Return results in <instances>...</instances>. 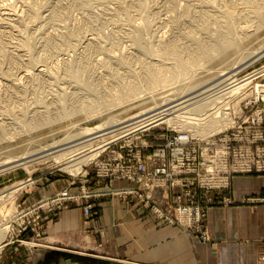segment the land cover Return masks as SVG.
Masks as SVG:
<instances>
[{
    "label": "rangeland",
    "instance_id": "rangeland-1",
    "mask_svg": "<svg viewBox=\"0 0 264 264\" xmlns=\"http://www.w3.org/2000/svg\"><path fill=\"white\" fill-rule=\"evenodd\" d=\"M0 4V12H12L0 14V44L7 53L0 52V232L4 228L6 233L0 240L4 245L0 264H130L123 260L82 262L61 256L45 237L48 224L71 203L82 205L89 220L97 214L95 201L106 195L135 198L159 223L178 226L198 240L210 242L208 209L232 203L228 194L233 176L264 174V50L259 51L264 48V0H0ZM138 29H142L140 41L134 40ZM219 43L230 45L231 54L235 52L234 57L226 59L228 65L200 49L205 45L218 53ZM146 73L160 77L156 89L146 87ZM208 77L215 86L204 82L211 85L203 91L212 106L200 116L206 120L211 111L228 108L230 112V123L213 132L215 144L211 147L225 148L230 144L240 152V163L250 168L231 166V150L227 186H201L197 173L189 172L181 175L182 185L150 188L154 179L151 172L155 164H161L157 157L160 148L167 146L171 154L169 146L178 134L195 135L196 127L206 122L197 120L200 116H194L193 104L186 105L190 100L184 99L194 95L187 91V83ZM235 86L241 89L232 98L219 96ZM133 87L139 89L138 98H116ZM151 95H156L155 101L143 106ZM181 101L184 103L177 104ZM154 102H158L157 106ZM171 104L185 106L177 110ZM59 111L71 114L35 126V119L46 114L52 117ZM111 115L124 121L118 126L126 123L124 128L133 129L123 131L117 138L111 135L121 129L95 137L115 128L103 129L106 125L102 124L100 131L82 134L83 128H94ZM183 122L187 124L183 126ZM75 131V138L79 134L81 138L72 143L84 140L78 150L111 141L73 173L64 168L65 159L58 153L67 149L59 151L57 148L65 144L57 140L70 139ZM201 159L203 153L199 151L195 163L199 165ZM25 160L27 163L18 164ZM116 181L127 185H115ZM51 183L63 187L40 195L41 188ZM245 201L264 202V195H249ZM178 202L199 207V219L186 225L170 221L156 210L161 206L168 211ZM170 213L176 218L175 211ZM29 241L39 245L31 246ZM100 247L98 244L91 248Z\"/></svg>",
    "mask_w": 264,
    "mask_h": 264
},
{
    "label": "crops",
    "instance_id": "crops-1",
    "mask_svg": "<svg viewBox=\"0 0 264 264\" xmlns=\"http://www.w3.org/2000/svg\"><path fill=\"white\" fill-rule=\"evenodd\" d=\"M114 184L127 185L123 181ZM62 187L51 183L41 188L40 195ZM260 194L264 195V174L233 176L228 194L232 203L208 209L210 242L178 226L159 223L135 198L110 195L95 201L97 214L89 220L82 205L71 203L48 224L45 237L59 255L82 262L264 264V202L245 201L249 195ZM98 244L102 246L98 250L91 248Z\"/></svg>",
    "mask_w": 264,
    "mask_h": 264
},
{
    "label": "built area",
    "instance_id": "built-area-1",
    "mask_svg": "<svg viewBox=\"0 0 264 264\" xmlns=\"http://www.w3.org/2000/svg\"><path fill=\"white\" fill-rule=\"evenodd\" d=\"M240 89V87L235 86L231 90L219 94V96L232 98ZM226 103H229V101H226ZM227 109L223 112L219 110L216 112L211 111L206 122L209 120H218L221 123L227 122L228 125L230 123V118H228L230 117V112ZM197 120L202 121L205 119L198 118ZM221 123H218L219 126H221ZM213 132L206 134L208 137H202L196 134V136L194 134H178L169 146L171 147V154H169L167 146L160 148L161 150L158 151L159 155L157 157L160 158L161 164H155L154 172H151L154 179L150 183V188L156 187L159 184H162L164 188L178 184L182 185L184 181L179 182L181 175L189 172L197 173L199 185L201 186H227L229 182L228 175L230 173L228 169V158H231V150L233 152L231 166L240 170L249 169L250 165L240 163V159H242L240 152H235L230 144L225 148L211 147V145L215 144V139L212 138L214 135ZM194 138H197L198 141L192 142L191 139ZM199 151H202L203 159H201L198 165L195 161L198 158ZM204 165H206V168ZM201 166H203L202 171L200 170ZM156 210L161 215H165L170 221L177 220L187 225L195 218L199 219L201 209L199 207L193 208L190 202H178L175 207L171 206L168 211H165L161 206H157ZM172 210L175 211L176 218H172L174 217V214L170 213Z\"/></svg>",
    "mask_w": 264,
    "mask_h": 264
},
{
    "label": "bare ground",
    "instance_id": "bare-ground-1",
    "mask_svg": "<svg viewBox=\"0 0 264 264\" xmlns=\"http://www.w3.org/2000/svg\"><path fill=\"white\" fill-rule=\"evenodd\" d=\"M1 5V4H0ZM9 5V4H8ZM7 5V6H8ZM33 5V4H32ZM6 6V5H5ZM6 7H4V9H5ZM10 8V7H9ZM3 9V8H2ZM3 9V10H4ZM7 9V8H6ZM15 10V9H14ZM2 11V10H1ZM4 14V16H6L5 15V13L6 14H11L12 12H10V10L9 11H2V12H0V14ZM15 13V12H14ZM13 13V14H14ZM18 14V13H17ZM19 15V14H18ZM2 16V15H1ZM7 17H9V16H7ZM6 17V18H7ZM3 17H0V19H2ZM14 18V17H13ZM18 18H19V16H18ZM17 20V19H16ZM9 21V20H8ZM10 23V22H9ZM137 26V25H136ZM140 26V25H139ZM140 27H142V26H140ZM139 27V28H140ZM2 29V28H1ZM8 29V28H7ZM140 29H138V32H136V34L134 35V40H136V41H140L141 40V32H142V29H141V32L139 31ZM51 33V32H50ZM23 36V35H22ZM96 38V37H95ZM94 38V39H95ZM1 46H3L2 44H0V47ZM13 46V45H12ZM233 47V46H232ZM7 48V47H6ZM20 48V47H19ZM216 48H217V50H218V53H212L211 51H210V47L209 46H205V45H203V46H201L200 47V49H201V51L202 52H205L206 54H207V56L208 57H210V56H214V57H217V58H219V59H221V61L222 60H224L225 62H227L226 61V59H228V57H230L231 55L234 57V54H235V52L234 53H232L231 54V50H232V48H231V46L230 45H228V44H226V43H219V44H217L216 45ZM234 48V47H233ZM2 49V47L0 48V50ZM10 49V48H9ZM263 51L264 50V48L262 49H260L259 51ZM261 51V52H262ZM0 52H5V54H7L6 53V49H4V51H3V49L0 51ZM260 52V53H261ZM11 53V52H10ZM264 53V52H263ZM4 53H2V55H3ZM20 54V53H19ZM4 56V55H3ZM9 56V55H8ZM15 56H18V55H15ZM21 55H19V57H20ZM23 56V55H22ZM23 58V57H22ZM215 59V58H214ZM213 59V60H214ZM231 59V58H230ZM208 60V59H207ZM212 60V59H211ZM212 60V61H213ZM232 60H234V59H232ZM33 62V61H32ZM35 62V61H34ZM33 62V63H34ZM38 62V61H37ZM40 62V61H39ZM224 62V63H225ZM32 63V64H33ZM188 63V62H187ZM209 63V62H208ZM234 63H236V62H234ZM181 64V63H180ZM186 64V63H185ZM184 64V62H183V65H185ZM189 64H191V62L189 63ZM229 63L227 62V63H225L224 64V66L225 65H228ZM233 64V63H232ZM237 64V63H236ZM182 65V66H183ZM188 65V64H187ZM42 66V65H41ZM47 66V65H46ZM190 66V65H189ZM191 66H194V65H191ZM223 67V66H222ZM48 68V67H47ZM230 68H232V65L230 66ZM234 68H235V66H234ZM31 69H32V67H31ZM34 69H35V67H34ZM40 69V68H39ZM41 69H42V67H41ZM209 69V68H208ZM211 69V68H210ZM215 69H217V68H215ZM220 69V68H219ZM226 69V68H225ZM227 69H229L228 67H227ZM211 70H213V69H211ZM234 70V69H233ZM232 70V71H233ZM27 71V70H26ZM42 71V70H41ZM196 71V70H195ZM210 71V70H209ZM225 70H223V72H224ZM227 72H228V70H226ZM226 71H225V74H226ZM47 72V71H46ZM197 72V71H196ZM22 73V72H21ZM42 73V72H41ZM50 73V72H49ZM191 73H193V72H191ZM221 73H222V71H221ZM221 73H218V76H219V74L221 75ZM229 73V72H228ZM238 73V72H237ZM25 74V73H24ZM36 74V73H35ZM187 74V73H186ZM224 74V75H225ZM146 75H147V86L146 87H148V88H154V87H157L158 85V83H160V77L159 76H156V73H146ZM229 75V74H228ZM189 77L191 76V75H188ZM193 76V75H192ZM215 76V78H217L216 76L217 75H214ZM214 76H212V77H214ZM223 76V75H222ZM17 77V76H16ZM196 77V76H195ZM194 77V78H195ZM212 77H208V78H206V79H203V80H201V78H198V79H196V80H193L192 82H190L191 84H189V83H187L188 84V88H190V89H186L187 91H190V95H191V93H193L194 95L193 96H190V97H188V98H186V99H184V101H188V100H190V102L189 103H185L186 105H189V104H193L192 106H193V112H194V116L195 115H202L203 113H205L206 111H208V109H210V107L212 106L211 104H210V98L206 101V99L205 98H207L206 97V93L204 92V91H206L207 89H204V87L206 86V87H208L209 85H211V84H209V83H211L212 82V84L214 85V83H213V79H212ZM219 77H221V76H219ZM192 78V77H191ZM214 78V79H215ZM209 79H212L211 80V82H209L210 80ZM217 79H220V78H217ZM224 79V78H223ZM209 80V81H208ZM146 81V80H145ZM209 82V83H207V84H204V82L206 83V82ZM220 81V80H219ZM223 81V80H222ZM217 83V82H216ZM202 84H204V85H202ZM209 84V85H208ZM221 84V83H220ZM14 85V84H13ZM197 85L198 86H200L199 88H194V87H197ZM202 85V86H201ZM213 85H212V87H213ZM225 85V84H224ZM215 86V85H214ZM183 87H187V86H183ZM194 88V89H193ZM210 89H211V86L209 87ZM154 89H156V88H154ZM159 89H161V88H159ZM163 89V88H162ZM181 89V88H180ZM193 89V90H192ZM203 89H204V91H203ZM138 90L139 89H137V88H134L133 87V89H129L128 91H126L125 93H121L120 95L121 96H117L116 98L117 99H120V101L122 100V99H124V98H128V100H133V99H135V98H138L139 97V95L137 94L138 93ZM153 90V89H152ZM185 90V89H184ZM185 90V92L187 93V91ZM173 91H174V89H173ZM176 91V90H175ZM210 91V90H209ZM211 91H212V89H211ZM184 92V93H185ZM201 92H203V94L205 95V96H202L201 94ZM185 93V94H186ZM208 93V92H207ZM209 93H211V92H209ZM148 94V93H147ZM150 94V93H149ZM184 95V94H183ZM189 95V94H188ZM199 95H201V97H199ZM209 95H211V94H208V96ZM155 96L156 95H151V97L150 98H146V101H143V106H145L146 104H148V102L149 103H151L152 101H155ZM180 96V95H179ZM185 97H186V95H185ZM198 97V98H197ZM210 97V96H209ZM214 97L215 96H212L211 98L212 99H214ZM216 97H217V95H216ZM195 99V100H192L191 101V99ZM218 98V97H217ZM211 99V100H212ZM216 99V98H215ZM178 100V99H177ZM170 101H172V100H170ZM214 101V100H213ZM183 101H181V102H178L177 104H181ZM221 102V101H220ZM155 104L156 103H158V102H154ZM167 103V102H166ZM170 103V102H169ZM184 103V102H183ZM213 103V102H212ZM138 104H139V102H138ZM164 104V103H163ZM160 105V104H159ZM165 105V104H164ZM211 105V106H210ZM155 106H157V104L155 105ZM154 106V107H155ZM172 106H175V105H172L171 104V108H172ZM177 106V105H176ZM175 106V107H176ZM185 106V105H184ZM184 106H183V104H182V106H180V107H176V109L177 110H179V109H182V108H184ZM222 106V105H221ZM49 107V106H48ZM160 106H158V108H159ZM187 107V106H186ZM191 107V106H190ZM189 107V108H190ZM152 108V107H151ZM156 109H157V107H156ZM164 109V108H163ZM162 109V110H163ZM169 109V108H168ZM167 109V110H168ZM173 110L172 109V111L173 112H175V111H177V110ZM187 110H188V108H186ZM191 109H192V107L189 109L190 111H191ZM84 110V109H83ZM103 110H105V109H103ZM102 110V111H103ZM154 110V109H153ZM188 110V111H189ZM212 110V109H211ZM211 110H209V111H211ZM35 111V110H34ZM38 111V110H37ZM41 111H42V108H41ZM40 111V112H41ZM46 111V110H45ZM48 111V110H47ZM82 111V110H81ZM97 111V110H96ZM122 111V110H121ZM182 111V110H181ZM191 111V112H192ZM204 111V112H203ZM71 111H59L58 113L56 112V114H55V116H53L52 115V117L50 116V114H46L45 116L43 115L42 117H40V118H37V119H35V122H36V127L37 126H39V125H44V124H46V123H52L53 122V120H56V118H58V117H62V116H65V115H68L69 113H70ZM85 112H86V110H85ZM88 112H91V111H88ZM124 112V111H123ZM126 112V111H125ZM139 112V111H138ZM169 112V111H168ZM191 112H189V113H191ZM202 112V113H201ZM35 113V112H34ZM52 113V112H51ZM77 113V112H76ZM136 113V112H135ZM140 113V112H139ZM208 113V112H207ZM41 114H42V112H41ZM54 114V113H53ZM71 114V113H70ZM69 114V115H70ZM91 113H89L88 115H90ZM112 114V113H111ZM146 114V113H145ZM176 114V113H175ZM186 114H187V112H186ZM210 114V113H209ZM48 115V116H47ZM142 115H144V114H142ZM173 115V114H172ZM188 115V114H187ZM191 115V114H190ZM193 115V114H192ZM191 115V116H192ZM204 115V114H203ZM207 116V115H206ZM205 116V117H206ZM132 117V116H131ZM145 117V116H144ZM168 117V116H167ZM172 117V116H171ZM182 117V116H181ZM186 117H188V116H186ZM200 117H202V116H200ZM200 117H198V118H200ZM86 118H88V117H86ZM163 118V117H162ZM173 118V117H172ZM190 118V117H189ZM204 117H202V119H203ZM208 118V117H207ZM192 119V118H191ZM57 120H61V119H57ZM127 120V119H126ZM141 120V119H140ZM181 120V119H180ZM190 120V119H189ZM104 121V120H103ZM171 121V120H170ZM195 121H196V119H195ZM204 121V120H203ZM206 121V120H205ZM124 121H121V120H118V118H117V116H115V115H111V116H108V118L103 122V123H101V124H99V125H97V126H95L94 128H97L96 130H93V131H90V130H92V129H94V128H90V127H85V128H83L82 126H81V128H83L82 129V134H84V136L85 135H87V134H92L93 132H98V131H100L101 129H99V126H101L102 124L105 126L106 125V127L105 128H103V129H106V128H111V127H115V128H112V129H110V130H106V131H103V132H99L97 135H95V137L96 136H101V135H105L106 133H111V132H113L114 133V131H117V130H119V129H121L120 131H118V132H116V133H114V134H112L111 136H119L120 135V133H122L123 131H126V130H128V129H130V128H132L131 126H128L127 128H124L125 126H127L128 124H126L125 123V125H123L122 124V126H118L119 124H121V123H123ZM174 122V121H173ZM175 122H177V121H175ZM185 122V121H184ZM183 122V123H184ZM136 123V122H135ZM139 123V122H138ZM193 123V122H192ZM195 123V122H194ZM200 123V122H199ZM218 123H221L220 121H218V120H209V121H207V122H205L203 125H201V126H198V127H196L197 129H195V134L196 135H199V136H206V134H208V133H210V132H213L214 130H217V129H219L220 127H223V126H225V125H227V122H225V123H223L222 122V124H221V126H219V124ZM179 124H181V123H179ZM187 123H184L183 124V126L184 125H186ZM191 124V123H190ZM201 124V123H200ZM199 125V124H198ZM40 127H42V126H40ZM32 127H29L28 129H31ZM39 128V127H38ZM190 128H192V127H190ZM99 129V130H98ZM133 129V128H132ZM187 129V128H186ZM188 130V129H187ZM189 132V131H188ZM2 133V132H1ZM1 133H0V136H1ZM68 133V132H67ZM66 133V135H68ZM75 133H77V131H75V132H73V134H72V138L74 137V139H72L71 138V136L69 137L70 139H68V137H65V138H67V139H65V140H68V141H65L64 140V138L63 139H61V140H57L58 142L60 141H64V143H60L59 142V144H65V146H61V148H57L59 151L61 150H63V149H67L66 151H63V152H60V153H58V155H60V156H63L62 158L63 159H65V161H64V163L66 164H64L65 166H64V168H67L68 170H70L71 172H73V173H75L76 171H78L80 168H81V165L82 164H85V163H88V161L90 160V159H92V158H94L99 152H100V150L102 149V147H104V144H105V142L103 143V144H100V145H98V146H96V147H94V148H91V146L90 147H86V148H80L79 150H78V148H79V145L78 144H81V143H84L83 141L84 140H78V142H76V143H72V141H75V139H78L79 138V136H80V134L78 135V138H75V137H77V136H75L76 134ZM78 133H80V132H78ZM21 134H23V133H21ZM75 134V135H74ZM2 135H3V133H2ZM10 135V134H9ZM74 135V136H73ZM69 136V135H68ZM88 136V135H87ZM10 137V136H9ZM15 137H16V135H15ZM5 138V137H4ZM80 138H81V136H80ZM90 138H91V135H90ZM103 138V137H102ZM115 138H117V137H115ZM58 139H60V138H58ZM85 139H87L86 137H85ZM88 139H89V137H88ZM87 139V140H88ZM93 139V138H92ZM107 138H104L103 140H106ZM90 140V139H89ZM108 140V139H107ZM57 141H56V143H57ZM77 141V140H76ZM93 141V140H92ZM109 141H111V140H109ZM109 141H106V143L108 144V142ZM30 142V141H29ZM52 142H55V140L54 141H52ZM52 142H50L49 144H50V147H51V145H53V144H51ZM71 142V143H70ZM55 143V144H56ZM67 143H69V144H67ZM48 144V143H47ZM47 144H45V145H47ZM48 144V145H49ZM59 144H56V145H59ZM67 144V145H66ZM86 144V143H85ZM90 144V143H89ZM107 144H105V145H107ZM77 145V146H76ZM82 145V144H81ZM87 146H88V144H87ZM49 147V148H50ZM53 147V146H52ZM51 147V148H52ZM37 148H39V147H37ZM41 148H43V146H41ZM48 148V149H49ZM50 148V149H51ZM43 149H45V148H43ZM53 149H54V147H53ZM56 149V148H55ZM54 149V150H55ZM38 150H41V149H38ZM53 150V151H54ZM58 150H56V152L58 151ZM32 151V150H31ZM46 151V150H45ZM49 151V150H48ZM28 152V151H27ZM51 152V151H50ZM28 153H30V152H28ZM41 153V152H40ZM45 154V153H44ZM51 154H53L52 152H51ZM22 155V154H21ZM26 155V154H25ZM24 155V156H25ZM34 155H36V153L34 154ZM41 156H42V154H40ZM47 155H49L48 153H47ZM37 156V155H36ZM44 156V155H43ZM60 156H58V157H60ZM65 156V157H64ZM23 157V156H22ZM21 157V158H22ZM29 157H31V156H29ZM39 157V156H38ZM21 158H17L16 159V161L18 160H22ZM32 158V157H31ZM12 159V158H11ZM23 159H25V157L23 158ZM36 159V158H35ZM39 159V158H38ZM62 159V160H63ZM10 160V159H9ZM4 161H6V160H4ZM4 161H3V163H4ZM13 161H15V160H13ZM26 162V160L25 161H23V162H19L18 164H22V163H25ZM1 163H2V161H1ZM11 163V162H10ZM27 163V162H26ZM5 164H8V161H6L5 162ZM4 167V166H3ZM9 168V167H8ZM2 168L0 169V172H2ZM22 183V182H21ZM24 183V182H23ZM17 185V184H16ZM15 187V186H14ZM13 188V187H12ZM14 189H16V188H14ZM2 192V191H1ZM12 195V194H11ZM61 199V198H60ZM6 231H8V230H6ZM4 235H6V233H5V230H4V228H3V230H2V232H0V240H2L3 239V237H4ZM31 246H35V244L37 243V242H28ZM7 244V243H6ZM42 244V243H41ZM36 245H39V244H36ZM4 245H2L1 243H0V249H3L2 247H3ZM43 246H48V245H43Z\"/></svg>",
    "mask_w": 264,
    "mask_h": 264
},
{
    "label": "water",
    "instance_id": "water-1",
    "mask_svg": "<svg viewBox=\"0 0 264 264\" xmlns=\"http://www.w3.org/2000/svg\"><path fill=\"white\" fill-rule=\"evenodd\" d=\"M70 255V254H69Z\"/></svg>",
    "mask_w": 264,
    "mask_h": 264
}]
</instances>
